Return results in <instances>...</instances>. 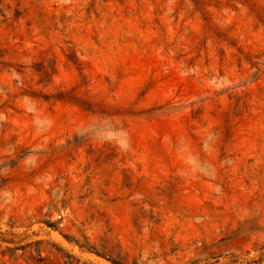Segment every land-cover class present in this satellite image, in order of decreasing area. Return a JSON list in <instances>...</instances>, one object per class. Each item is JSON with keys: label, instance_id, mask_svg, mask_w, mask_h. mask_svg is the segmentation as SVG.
<instances>
[{"label": "rangeland", "instance_id": "1", "mask_svg": "<svg viewBox=\"0 0 264 264\" xmlns=\"http://www.w3.org/2000/svg\"><path fill=\"white\" fill-rule=\"evenodd\" d=\"M264 0H0V264H264Z\"/></svg>", "mask_w": 264, "mask_h": 264}, {"label": "trees", "instance_id": "2", "mask_svg": "<svg viewBox=\"0 0 264 264\" xmlns=\"http://www.w3.org/2000/svg\"><path fill=\"white\" fill-rule=\"evenodd\" d=\"M262 256H264V253H263V255Z\"/></svg>", "mask_w": 264, "mask_h": 264}]
</instances>
